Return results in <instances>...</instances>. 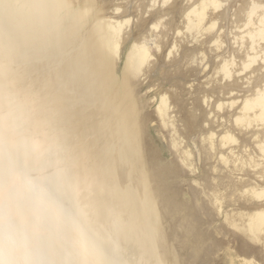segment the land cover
Masks as SVG:
<instances>
[{
    "label": "bare ground",
    "instance_id": "obj_1",
    "mask_svg": "<svg viewBox=\"0 0 264 264\" xmlns=\"http://www.w3.org/2000/svg\"><path fill=\"white\" fill-rule=\"evenodd\" d=\"M187 1L0 0L2 264H264V88L244 89L240 101L208 99L264 59V11L245 0ZM231 15L246 52L240 62L238 48L219 53ZM169 32L173 42L164 43ZM78 42L113 70L133 43L120 73L127 95L91 67L69 80L65 53ZM160 78L174 100L142 105ZM200 79L213 84L204 89ZM185 88L190 102L180 97ZM105 120V135L93 133ZM151 125L173 151L167 165L147 139ZM247 132L256 153L242 140ZM183 134H195L198 162L180 147ZM164 176L193 183L194 210L170 202L178 196L169 199Z\"/></svg>",
    "mask_w": 264,
    "mask_h": 264
},
{
    "label": "rangeland",
    "instance_id": "obj_2",
    "mask_svg": "<svg viewBox=\"0 0 264 264\" xmlns=\"http://www.w3.org/2000/svg\"><path fill=\"white\" fill-rule=\"evenodd\" d=\"M187 1V0H186ZM248 0H245V2H246V5H247V7H248V9L249 10H253V9H255L257 6L259 7V9H262L263 11H264V0H249L248 2H247ZM252 1V2H251ZM119 2H120V0H119ZM188 2V1H187ZM251 2V3H250ZM190 3V2H189ZM239 3V2H238ZM249 3V4H248ZM253 5V6H252ZM238 7H240V4H238ZM242 7V6H241ZM252 7V8H251ZM121 10V9H120ZM119 10V11H120ZM233 10H234V8H233ZM93 13V12H92ZM172 14V13H171ZM69 15L70 14H67V17H69ZM92 16V15H91ZM81 18H79V17H77L76 16V18L74 19L77 23H79V24H81V28L83 27V26H85L84 27V30L85 29H87V26L89 25V23H88V21H86L84 18H82V20H80ZM235 19H236V21H237V23H240L238 20H237V16L235 17L234 15H231L230 17H228L227 18V24L228 25H230L229 27H225V29L227 28V30L230 28V27H232L231 28V31H230V29H229V31L225 34V39L226 40H224V43L227 45V47L224 45V43H223V45H224V47H223V45H222V50L220 51L219 50V53H221V55L223 56H225V57H227V58H229V55H231L232 56V54L234 53V52H237V51H235V50H237V48H238V52L239 53H234L235 54V56L237 57L234 61H236V62H240V57L242 56H245L246 55V52H245V50H243L242 48L240 49L239 48V45H238V43H237V41H235V39H234V36L233 35H235V33L234 32H236V29H235V26L233 25V23L234 24H237L236 23V21H235ZM230 20V21H229ZM220 21V20H219ZM233 21H235V22H233ZM223 23H224V21H222ZM222 22H218V24H217V26L220 24V30L222 29V31L224 30V28H221V25L223 24ZM229 22V23H228ZM225 23H226V21H225ZM226 25V24H225ZM234 29V30H233ZM243 30V29H242ZM242 30L241 31H239V32H242ZM232 31H234L233 33H232ZM231 32V33H230ZM233 34V35H232ZM227 35V36H226ZM229 36H230V38L232 39V37H233V39L231 40L230 38H229ZM172 37V38H171ZM237 37V36H236ZM146 38H149V37H146ZM173 36H172V32H169V35L167 36V37H165L162 41L164 42V43H167V41L170 39L172 42H173ZM151 40H147L148 42H145L146 43V45L147 46H150V47H152L153 46V42L152 41H155L156 39L155 38H150ZM240 39V38H239ZM238 39V37H237V40H239ZM183 41V40H182ZM230 41V42H229ZM242 41V40H241ZM234 42H236V43H234ZM230 47H229V46ZM233 48V49H232ZM235 48V49H234ZM263 48H264V43H263ZM133 49V43L132 42H128L127 44H125V45H123V48H122V50H121V58H120V61H119V72L120 73H122V71H124V66H125V60H126V56H127V54L129 53V52H131V50ZM228 50H229V52H228ZM154 52V51H153ZM227 52V53H226ZM220 54H219V56H221ZM238 55V56H237ZM232 58V57H231ZM230 58V59H231ZM239 58V59H238ZM217 59V58H216ZM220 60V59H219ZM154 61V60H153ZM255 67H258L257 69H258V72H256V74L258 73V75H256V76H254V75H252V77H250V74H251V70H253V68H255ZM169 69V68H168ZM168 71H170V70H168ZM264 59L262 58H259V57H256L255 58V62H253V64H251V66L249 67V68H247V69H245L243 72H240L239 74H236V75H232V77L230 78V79H228L229 81L230 80H235V82H238V83H236V84H234L235 85V87L234 86H232V87H230L229 89H225L224 90V92H220V93H210L209 94V103H215V100H216V98L217 97H220V98H223L224 96L226 97V100H228L227 98L229 97V99L230 98H233V97H236V99H237V97L239 98V99H237L238 101H240V95H245V93H246V95H250L254 90H256V89H262V88H264ZM263 74V75H262ZM240 75V76H239ZM248 76V77H247ZM237 77V78H236ZM247 77V79H245V78ZM263 77V78H262ZM235 78V79H234ZM240 78V79H239ZM244 79V80H243ZM260 79V80H259ZM161 80V78L160 79H158L157 81H154L153 83H151L150 85H149V87L148 88H146V90H144L143 92H142V95H143V97H144V101L142 102V105H144L143 103H150V102H155V103H157V104H155L154 105V103L153 104H150V106L152 107V108H155L157 105H158V102H159V100H160V98H161V96H163V95H165L166 97H168V96H170L169 97V99L171 98V100H174V98L172 97V95H173V92H174V87H170L167 83H165V81H162L163 83H161V84H163V85H161L160 84V81ZM204 80H205V78H204ZM203 79L201 80L200 79V81H203L204 82V86L207 84V85H209V86H207L206 85V87H204V89H207L208 87H210L213 83L212 82H210V83H206L205 81H204ZM226 80V79H225ZM227 80V81H228ZM239 80V81H238ZM241 80V81H240ZM261 82V83H260ZM156 83V84H155ZM206 83V84H205ZM259 83V84H258ZM154 84H155V86H154ZM159 84V85H158ZM241 84H242V86H241ZM252 84H254V85H252ZM256 84V85H255ZM259 85V87H258V85ZM157 85V86H156ZM239 85V86H238ZM158 86H159V88H158ZM163 86V87H162ZM187 86H188V83L186 84L185 83V87L187 88ZM253 86H256V87H253ZM164 88L165 89V92L168 94V95H166V93L163 91V90H161V88ZM169 87H170V89H169ZM250 87V88H249ZM253 87V88H252ZM186 88L185 89H182L181 90V92H180V97L182 98V99H185V100H187L188 102H190L189 100H191L190 99V97H191V95H189L188 94V91L186 90ZM237 88V89H236ZM242 88V89H241ZM253 90H252V89ZM158 89H160V90H158ZM242 91H241V90ZM245 89V93L243 92V90ZM156 90V91H155ZM239 90V91H238ZM246 90L248 91V90H250V92H246ZM146 91H147V93H146ZM241 91V92H240ZM252 91V92H251ZM158 92H160V93H158ZM161 92H162V94H161ZM153 96H152V95ZM170 94H172V95H170ZM187 94V96H185ZM221 94H223V96L221 95ZM232 94V95H231ZM141 95V96H142ZM148 97H147V96ZM156 95V96H155ZM235 95V96H234ZM238 95V96H237ZM174 96V95H173ZM183 96H185V97H183ZM201 96V95H200ZM232 96V97H231ZM143 97H141V99L143 98ZM146 97H147V99H146ZM224 97V98H225ZM173 98V99H172ZM153 99V100H152ZM189 99V100H188ZM143 100V99H142ZM150 101V102H149ZM170 102V101H169ZM171 103V105L173 104L174 105V102H170ZM196 103V102H195ZM201 103L202 104H200V106H204L203 105V101H201ZM197 106H198V103H197ZM190 107V106H189ZM177 107H172V106H170L169 107V111L171 112V114H173V113H176L177 114V109H176ZM150 110H152V109H150ZM227 110H229V108H228V106H227ZM137 115H139L140 114V112H137L136 113ZM100 116V115H99ZM98 116V117H99ZM136 119V118H135ZM94 120L91 118V120L90 121H88V123L89 124H91L90 126H93V124H94V122H93ZM87 122L86 123H84V126L87 128V126L89 125ZM102 123L103 124H101V122L99 123V127L97 126V123H95V126H97L98 128H96V129H99V130H95L93 133H96L98 136H100V134L105 130H107V128L109 127V123H107V121L105 120V121H102ZM151 126H153V125H151ZM256 126V125H255ZM101 127V128H100ZM102 128H104V129H102ZM134 128H135V126L133 127H131V129L132 130H134ZM230 128H231V126H230ZM257 128V127H256ZM264 128V126H262V127H259V131L260 130H262ZM102 129V130H101ZM127 129V124H125V125H123V127H122V130H123V132L122 133H125V130ZM183 129V127H181V129L180 130H182ZM254 129V128H253ZM100 130H101V132H100ZM233 130V129H232ZM105 131H104V133H102L101 134V137H103L104 135H105ZM100 132V133H99ZM216 131H215V129L213 130V132L212 133H215ZM235 131L233 130V133H234ZM96 134H93V137H95V135ZM104 134V135H103ZM252 133H250V132H247V135H245L243 138H242V140L243 141H249L247 144V147H248V149H252V147H254L255 146V142H256V140H257V138L256 137H254V136H252L251 135ZM103 135V136H102ZM263 134L261 133V134H259V136L261 137ZM148 136L149 137H147V139H149L148 141H150L151 140V142H150V144H151V146H153V147H155L158 151H160V154H161V156H162V159L164 160V163H166V165L172 160V149L168 146V144H167V141L163 138V135L156 129V128H154V126L153 127H151V129H150V132H149V134H148ZM260 137H259V139H260ZM183 139V140H182ZM189 139V140H188ZM188 139H186L185 137H184V134L183 135H181V137H180V139H179V144H180V147L181 148H185V149H187V150H189V151H192L193 152V154L195 155V157H194V159L198 162V160H199V149H198V143H196L197 142V138L195 137V134H191V135H189V137H188ZM193 140V141H192ZM182 141V142H181ZM190 142V143H189ZM182 143H184V145L182 144ZM193 144H195L194 146H193ZM254 145V146H253ZM191 146V147H190ZM192 146H193V148L195 149H193L192 148ZM252 151L253 152H255L254 151V149H252ZM197 152H198V154H197ZM257 152V151H256ZM255 152V153H256ZM198 155V156H197ZM259 160H261V163H262V166H263V169H264V156L263 155H260L259 157ZM263 160V161H262ZM172 162V161H171ZM196 162V163H197ZM156 165V164H155ZM157 166V165H156ZM155 166V167H156ZM165 177V179H166V181H168V182H165V183H167L168 184V188H167V190L169 191V195H168V197H169V199L170 200H172V198L175 196H178V197H176V199L175 198H173V200L172 201H170V202H175L176 204H177V206H178V210L179 209H181V208H183V209H181V211L180 212H183V210H185L183 213H188V212H190V211H192V210H194L195 208H194V206H192L191 204H194V198L190 195L191 194V192L189 191L190 190V187L193 185V183H191V181L189 182V183H191V185L188 183L187 184V180H184V179H181V181H178L177 179H179L180 180V178L178 177V176H173V178H169V179H171L170 181L169 180H167L168 178H166L167 176H164ZM177 177V178H176ZM176 178V179H175ZM248 179H250V184L251 185H256L255 184V180L254 179H251L250 177H248ZM187 181V182H186ZM185 182H186V185H185ZM254 182V183H253ZM184 185H185V187L187 188V190H186V188L184 187ZM190 185V186H189ZM181 187H182V189H184L185 191H183L184 192V196L181 194V193H183L182 192V190H181ZM190 192V193H189ZM189 193V194H188ZM179 194V195H178ZM188 194V195H187ZM182 196V197H181ZM172 197V198H171ZM233 197V198H232ZM231 197V200H234V196H232ZM200 198V197H199ZM175 199V200H174ZM181 201H180V200ZM201 199V198H200ZM189 200V201H188ZM180 202H182L181 203V205H180ZM184 202V203H183ZM185 202H187V203H185ZM187 204H188V206H187ZM185 206V207H184ZM187 206V207H186ZM190 206V207H189ZM188 208H190V209H188Z\"/></svg>",
    "mask_w": 264,
    "mask_h": 264
},
{
    "label": "snow or ice",
    "instance_id": "obj_3",
    "mask_svg": "<svg viewBox=\"0 0 264 264\" xmlns=\"http://www.w3.org/2000/svg\"><path fill=\"white\" fill-rule=\"evenodd\" d=\"M68 78L71 82H78L84 78L89 67L96 70L104 79L114 82L121 94L127 95L128 85L123 82L119 69L113 70L110 63L97 65V54L86 43H77L65 53Z\"/></svg>",
    "mask_w": 264,
    "mask_h": 264
},
{
    "label": "clouds",
    "instance_id": "obj_4",
    "mask_svg": "<svg viewBox=\"0 0 264 264\" xmlns=\"http://www.w3.org/2000/svg\"><path fill=\"white\" fill-rule=\"evenodd\" d=\"M0 264H2V262H0Z\"/></svg>",
    "mask_w": 264,
    "mask_h": 264
}]
</instances>
